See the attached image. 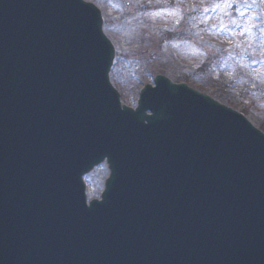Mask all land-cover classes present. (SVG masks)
<instances>
[{
	"label": "water",
	"instance_id": "water-1",
	"mask_svg": "<svg viewBox=\"0 0 264 264\" xmlns=\"http://www.w3.org/2000/svg\"><path fill=\"white\" fill-rule=\"evenodd\" d=\"M114 59L94 4L0 0V264H264V134L164 75L131 109Z\"/></svg>",
	"mask_w": 264,
	"mask_h": 264
},
{
	"label": "rangeland",
	"instance_id": "rangeland-1",
	"mask_svg": "<svg viewBox=\"0 0 264 264\" xmlns=\"http://www.w3.org/2000/svg\"><path fill=\"white\" fill-rule=\"evenodd\" d=\"M84 1L101 11L116 52L110 81L126 106L135 108L142 87L153 86L161 74L243 114L257 129L264 122V0H232L229 6L222 0ZM212 10L217 13L201 18ZM211 25L219 31L206 33L203 27ZM206 57L230 58L235 69L222 66L216 83L207 85L211 81L196 73L210 64ZM211 65L212 76L216 60ZM106 177L102 166L85 178L88 200L99 197Z\"/></svg>",
	"mask_w": 264,
	"mask_h": 264
},
{
	"label": "trees",
	"instance_id": "trees-1",
	"mask_svg": "<svg viewBox=\"0 0 264 264\" xmlns=\"http://www.w3.org/2000/svg\"><path fill=\"white\" fill-rule=\"evenodd\" d=\"M231 2H232V0H222L221 5L229 6V5H231ZM228 3H230V4H228ZM209 13H212V15H215L217 13V11L216 10H212V11H209L207 13H201L200 14L201 15V18H208V17H210L211 15H208ZM243 15H244V13H243ZM250 15L251 14L246 15V18L247 17L249 18ZM213 19H215V17ZM248 24L250 25V21H248ZM199 27H200V25H199ZM201 27H203V26H201ZM203 29L206 31V33L208 32V34H210L211 32H218L219 31L218 27H216L215 25H211L209 27L205 26V27H203ZM247 31L248 32H252L250 29H248ZM167 36L168 37H171L172 34L171 35L170 34L169 35L167 34ZM206 58L208 59V62L210 64L202 65L197 70L196 73H198V74L201 73L202 76L204 77V79L211 81L208 84L206 83L207 85H210L212 83H216V78L218 76L216 74V72H218L219 70H223V69H221L222 66L224 67V69L227 68L230 71L235 69L234 68V65H233V60H231L230 58L224 57L222 60H217L216 58H213V57H211V58L210 57H206ZM215 60L217 62V65L215 67L216 68L215 69V73H213V75L211 76L210 73H212V69H213V67L211 65V62H213V61L215 62ZM207 69L211 70V72H208ZM259 129L264 132V122L259 125Z\"/></svg>",
	"mask_w": 264,
	"mask_h": 264
},
{
	"label": "bare ground",
	"instance_id": "bare-ground-1",
	"mask_svg": "<svg viewBox=\"0 0 264 264\" xmlns=\"http://www.w3.org/2000/svg\"><path fill=\"white\" fill-rule=\"evenodd\" d=\"M98 169V168H97Z\"/></svg>",
	"mask_w": 264,
	"mask_h": 264
}]
</instances>
